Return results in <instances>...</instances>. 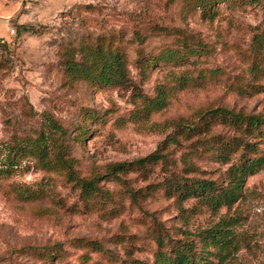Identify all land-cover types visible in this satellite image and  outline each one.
<instances>
[{"label": "rangeland", "instance_id": "374dc122", "mask_svg": "<svg viewBox=\"0 0 264 264\" xmlns=\"http://www.w3.org/2000/svg\"><path fill=\"white\" fill-rule=\"evenodd\" d=\"M215 10L217 16L209 19L192 0H0V166L13 144L34 142L41 135L51 158L61 134L52 118L67 129L77 124L88 128L83 140L67 141L78 176L104 174L99 183L103 192L86 194L67 169L44 166L29 152L19 157L13 174L0 179V264L152 263L160 225L174 238L191 233L199 248L205 247L204 231L227 228L223 233L232 245L224 251V264H264V169L248 177L232 206L213 209L199 198L183 200L166 191L181 175H193L183 168L188 150L164 145L169 135H177L173 121L217 105L264 114V91L244 96L228 89L235 79H254L252 47L264 30V3H222ZM26 16L31 20L21 23ZM154 25L198 34L212 46V54L186 66L160 65L143 72L137 63L139 47L156 52L174 44V37L154 35ZM137 32L145 39L142 44L135 40ZM88 34L110 36L124 48L129 84L67 82L61 53ZM263 55L256 56L264 60ZM216 67L226 75L211 78L209 70ZM200 71L208 75L201 86L177 90L164 109L147 112L146 100L155 97L158 85L173 86L177 76ZM212 133L231 134L220 124ZM250 140L264 150L263 140ZM160 144L170 153L168 163H136L116 174L107 172L113 163L151 155ZM238 158L234 154L229 164L197 158L201 172L194 176L222 183ZM28 174L34 176L31 182L23 179ZM16 188L33 198L18 197ZM87 240L101 242L107 252L95 250Z\"/></svg>", "mask_w": 264, "mask_h": 264}, {"label": "trees", "instance_id": "16d2710c", "mask_svg": "<svg viewBox=\"0 0 264 264\" xmlns=\"http://www.w3.org/2000/svg\"><path fill=\"white\" fill-rule=\"evenodd\" d=\"M192 1L194 7L201 9L203 16L209 19H214L217 16L215 7L222 3L229 6L264 3V0ZM32 30L37 32L35 29ZM152 32L154 35L174 37V44L161 47L156 52L145 51L142 46L139 47L137 63L143 72L160 65L186 66L190 62L200 61L212 54L213 48L208 42L198 34L188 32L183 28L154 25ZM135 40L139 44L145 41L139 32L136 33ZM252 48L255 51V59L251 67L254 79L246 83L235 79L228 84L229 90L244 96L264 91V83L260 82L261 77L264 76V67H262L264 60L257 57L263 55L264 30L254 37ZM61 57L67 82L84 81L96 86L119 87L130 83L128 56L124 48L116 45L110 36L84 35L78 45H73L70 42L69 46L63 49ZM225 75L226 71L221 67L209 70V76L213 79H219ZM207 77L208 75L203 71H200L197 76L183 73L175 78L173 86H168L166 83L158 85L155 97L146 100L147 112L151 114L164 109L169 105L171 96L177 90L201 86ZM50 120L55 131L61 133L56 139L55 147H52V157L50 158L49 148L43 144V135L34 142L26 141L24 145L13 144L5 159V165L0 166V179L10 177L16 167L17 159L25 155V152H29L41 158L40 162L46 164L44 166L67 169L68 176L77 180L84 193L103 192L99 183L104 174L96 172L88 179L79 177L74 169L75 158L69 155L68 138L76 141L83 140L88 128L84 124H77L71 130L52 118ZM172 124L176 128L177 135H169L164 145L170 143L188 150L182 158L183 168L187 174L193 175H181L182 177L176 179L177 182H173L174 185L170 184L166 191L171 195L176 194L183 200L192 197L199 198L213 209L232 206L242 196L248 177L264 169V150H261L256 141L250 140V138H254V140L259 138L264 142V114L262 113L236 110L225 105L200 107L190 116L180 117ZM218 124L226 126L231 134L226 136L212 133ZM73 131H75V135ZM164 145L160 144L155 152L136 162L113 163L107 172L116 174L136 163L144 166L158 161L168 163L170 153L169 151L164 152L162 149V147H166ZM234 154H239L238 161L229 167L224 182L218 183L216 180L194 176L197 172H201L197 158L210 157L220 163L229 164ZM15 192L18 197L23 199L33 198L32 193L27 190L16 188ZM106 193L109 194L108 191L104 192V194ZM160 226V230L154 237L157 245L155 260L152 263H146L134 259L132 262L135 264H224V251L232 245L230 237L224 234L226 230H229L227 228L223 229L224 233L220 232L221 229L204 231L207 232V235L205 234L202 239L205 247L199 248L196 241L190 237L191 233L183 231L184 236L174 238L162 225ZM79 241L83 242L84 240L80 239ZM86 244L93 246L99 252H107V248L99 241L87 240ZM213 258L217 260L214 261Z\"/></svg>", "mask_w": 264, "mask_h": 264}, {"label": "clouds", "instance_id": "9594fccd", "mask_svg": "<svg viewBox=\"0 0 264 264\" xmlns=\"http://www.w3.org/2000/svg\"><path fill=\"white\" fill-rule=\"evenodd\" d=\"M67 2H69V3H78L79 2V3H92V4H94L97 2V0H67ZM122 2H123V0H122ZM27 7L32 8V5L28 4ZM18 9H19V5H16L15 10H18ZM25 20H31V16L23 17L21 19V23H23ZM253 23H255V22L253 21ZM23 179L26 182H31L34 179V176L32 174H28Z\"/></svg>", "mask_w": 264, "mask_h": 264}]
</instances>
